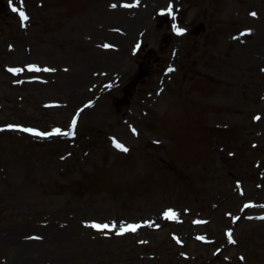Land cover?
I'll return each instance as SVG.
<instances>
[{
    "label": "rangeland",
    "instance_id": "374dc122",
    "mask_svg": "<svg viewBox=\"0 0 264 264\" xmlns=\"http://www.w3.org/2000/svg\"><path fill=\"white\" fill-rule=\"evenodd\" d=\"M13 3L28 19L0 0V264H264V0Z\"/></svg>",
    "mask_w": 264,
    "mask_h": 264
},
{
    "label": "snow or ice",
    "instance_id": "6c2138e0",
    "mask_svg": "<svg viewBox=\"0 0 264 264\" xmlns=\"http://www.w3.org/2000/svg\"><path fill=\"white\" fill-rule=\"evenodd\" d=\"M136 2L138 3V0H136ZM20 3L23 4V0H20ZM9 4L12 6V9L13 11L17 12L19 14V17L21 18V20H24L26 21L28 19V16L26 14V12L23 10L22 7H17L15 3H13V0H9ZM112 7H115L116 5L113 4L111 5ZM125 6H131V5H128V4H125ZM161 11H167L169 13L172 12V8H171V5H169V7L167 9H162ZM251 15L255 16L257 15V13L253 12L251 13ZM175 31L180 34V33H183L184 31H186L185 29L179 27L177 24H173L172 26ZM251 29H245V32H250ZM104 47H113V45H109V44H105L103 45ZM11 47V46H10ZM29 69H34L36 71H40V66L36 65V64H30L27 66ZM23 69H20V68H11L10 71L12 72H19V71H22ZM44 71H55L54 69H49L47 67H45L43 69ZM172 69L170 68L169 71H171ZM92 103V101H88V104L90 105ZM78 116H79V110L77 111V114L76 116H73L72 117V120H71V128L74 129L75 126H76V123H77V119H78ZM256 119H259V115L257 117H255ZM4 127H7V128H22L24 131H27V132H30V133H33V134H38V135H41V136H49V135H52V134H63V135H68V136H73L75 135V132L72 131V130H63L59 127H56V128H53L51 132H42L40 131L39 129H36V128H32V127H24L22 125H13V124H8V125H4ZM133 132H136V129L133 128L132 129ZM113 143L115 144V146L123 151H128L127 147L125 145H123L122 143H120L118 140H116L115 138H113ZM165 216H175V213L173 212L172 209H168L165 213H164ZM261 218H264V217H261ZM88 223H91V225L93 227H96L98 229H103V228H108V227H112V228H115L116 227V222H112L110 225L108 223H104V224H100V223H97V222H88ZM138 227H140L139 224H127L126 226L124 224H121L120 226V229H119V233H123L125 231H128V230H132V231H135ZM228 236H229V239L232 238V234H231V230L228 231ZM235 242V241H233Z\"/></svg>",
    "mask_w": 264,
    "mask_h": 264
},
{
    "label": "bare ground",
    "instance_id": "6f19581e",
    "mask_svg": "<svg viewBox=\"0 0 264 264\" xmlns=\"http://www.w3.org/2000/svg\"><path fill=\"white\" fill-rule=\"evenodd\" d=\"M142 7L140 4H138V6L136 7V15L132 18H130V20L125 23L124 29L123 30H128L130 31L132 29L133 24L137 21L138 17H140V15L142 14ZM116 35V34H115ZM127 35V34H126ZM88 73V70L86 71H82L79 74V77L76 79L77 81H79L80 79H82L83 77H85ZM157 214V213H156ZM155 214V218L158 219L160 216L159 214L156 215ZM36 237H33L31 239H27L25 241H23L22 243H18L19 246L17 248V256L20 259H24V260H29L30 258H33L32 256L34 255L35 252L39 251V242L40 240H36Z\"/></svg>",
    "mask_w": 264,
    "mask_h": 264
}]
</instances>
